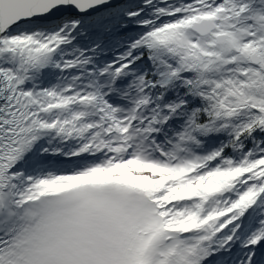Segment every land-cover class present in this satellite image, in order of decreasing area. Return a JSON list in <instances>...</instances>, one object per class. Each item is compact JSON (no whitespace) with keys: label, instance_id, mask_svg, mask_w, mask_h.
Here are the masks:
<instances>
[{"label":"snow or ice","instance_id":"6c2138e0","mask_svg":"<svg viewBox=\"0 0 264 264\" xmlns=\"http://www.w3.org/2000/svg\"><path fill=\"white\" fill-rule=\"evenodd\" d=\"M0 264H264V0H0Z\"/></svg>","mask_w":264,"mask_h":264}]
</instances>
